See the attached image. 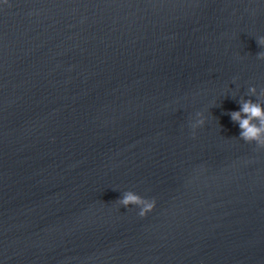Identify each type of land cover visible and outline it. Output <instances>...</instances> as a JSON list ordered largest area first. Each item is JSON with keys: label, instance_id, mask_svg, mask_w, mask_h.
<instances>
[{"label": "water", "instance_id": "95a60500", "mask_svg": "<svg viewBox=\"0 0 264 264\" xmlns=\"http://www.w3.org/2000/svg\"><path fill=\"white\" fill-rule=\"evenodd\" d=\"M260 37L264 0H0V264H264Z\"/></svg>", "mask_w": 264, "mask_h": 264}, {"label": "clouds", "instance_id": "9594fccd", "mask_svg": "<svg viewBox=\"0 0 264 264\" xmlns=\"http://www.w3.org/2000/svg\"><path fill=\"white\" fill-rule=\"evenodd\" d=\"M4 5H8V0H2ZM256 43L260 48H264V37L256 39ZM257 59L264 61V52L257 54ZM235 82V81H233ZM249 96H256V88L248 89ZM240 110L230 112L232 122L238 124L240 135L239 139L247 144H255L258 148L264 149V107L257 96L256 102L251 99L245 100L241 98L238 101ZM205 119L202 113H196V119L191 123L193 138L197 128L203 127ZM121 207L128 209L130 206H135L139 209L138 215L143 218L155 208V200H147L132 191H127L122 198L116 201Z\"/></svg>", "mask_w": 264, "mask_h": 264}]
</instances>
